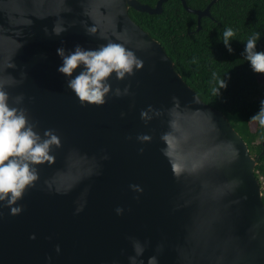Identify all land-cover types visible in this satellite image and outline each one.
Instances as JSON below:
<instances>
[{
	"label": "water",
	"instance_id": "obj_1",
	"mask_svg": "<svg viewBox=\"0 0 264 264\" xmlns=\"http://www.w3.org/2000/svg\"><path fill=\"white\" fill-rule=\"evenodd\" d=\"M167 1L0 0V82L11 106L24 95L19 106L37 132L54 129L62 142L54 162L37 165L36 186L17 204L24 211L11 215L0 205V264H49V257L51 264H129L132 239L147 242L145 264L153 255L159 264H264L259 158L130 15H161ZM217 1L201 11L181 0L198 17V31ZM56 22L67 31L47 35ZM109 41L131 49L144 67L124 81L110 78L113 91L131 85L130 95L82 107L57 71V48ZM149 106L159 115L149 113L146 123L141 112ZM166 134L170 146L161 139ZM139 135L151 139L142 143Z\"/></svg>",
	"mask_w": 264,
	"mask_h": 264
},
{
	"label": "clouds",
	"instance_id": "obj_2",
	"mask_svg": "<svg viewBox=\"0 0 264 264\" xmlns=\"http://www.w3.org/2000/svg\"><path fill=\"white\" fill-rule=\"evenodd\" d=\"M44 31L49 36H60L67 31V28L63 23L56 22L51 32L47 28ZM85 31L88 35L95 36L97 29L86 27ZM235 35L231 27L225 26L221 41L229 53L234 51L231 41ZM100 38L107 39L103 36ZM260 40V33H253L246 42H243L245 47L242 55L254 73L264 74V51H257V44ZM57 54L62 59V64L57 71L67 78V87L75 93L82 107L103 106L110 94L115 97L130 95L131 85L124 87L123 90L117 87L113 91L109 80L114 75L116 80L124 81L144 67L143 60L131 49L126 48L124 44L111 41L96 49H85L81 45H76L74 50L68 51L60 47L57 48ZM78 68L80 71L74 76L73 73ZM23 77L26 78V74H23ZM22 82L23 79L19 81V83ZM226 88V80H219L213 93L220 94V90ZM24 99L23 94L16 96L14 103L18 106H11L10 96L4 91L3 82H0V205L10 209L11 215H20L24 211L23 205L17 206V204L30 187L36 186L39 180L37 165L54 162L53 149L62 147L56 130H45L43 135L36 131L37 125L30 122L27 109L19 106L23 104ZM173 99L175 105L179 106L178 98ZM149 113L159 115L157 110L149 106L146 111L141 112V118L146 123L152 119ZM251 120L258 122L260 127L264 128V100L260 102V110L251 117ZM137 139L143 143L149 142L151 137L139 135ZM161 139L169 146L172 144L167 134ZM140 151L143 152V149ZM162 151L166 156L171 155L168 148ZM179 171L177 167L176 172L179 173ZM130 187L133 191L142 192V188L138 185L133 184ZM82 210V208H77V214ZM115 211L118 215H122L124 210L118 207ZM2 215L3 213L0 212V217ZM146 244L147 242L142 244L139 240L132 239L135 255L129 256V264H145L141 257L145 253ZM56 251H60L59 246ZM49 264H51L50 257ZM147 264H159L157 256L149 257Z\"/></svg>",
	"mask_w": 264,
	"mask_h": 264
},
{
	"label": "trees",
	"instance_id": "obj_3",
	"mask_svg": "<svg viewBox=\"0 0 264 264\" xmlns=\"http://www.w3.org/2000/svg\"><path fill=\"white\" fill-rule=\"evenodd\" d=\"M155 7L159 0H138ZM214 0H186L188 7L204 11ZM132 19L161 43L175 68L187 84L207 104L222 112L232 127L248 144L252 156L259 158L256 177L264 191V128L251 120L260 110L264 74L254 73L243 57L244 43L255 32L261 40L257 51H264V0H218L211 17L203 18L198 31V17L187 12L181 0H168L161 15L130 10ZM225 26L236 35L229 53L223 42ZM219 80L227 88L214 94ZM263 180V181H262Z\"/></svg>",
	"mask_w": 264,
	"mask_h": 264
},
{
	"label": "rangeland",
	"instance_id": "obj_4",
	"mask_svg": "<svg viewBox=\"0 0 264 264\" xmlns=\"http://www.w3.org/2000/svg\"><path fill=\"white\" fill-rule=\"evenodd\" d=\"M260 99H264V79H263V84H262V94L260 96ZM255 157V156H254ZM263 181V180H262Z\"/></svg>",
	"mask_w": 264,
	"mask_h": 264
}]
</instances>
